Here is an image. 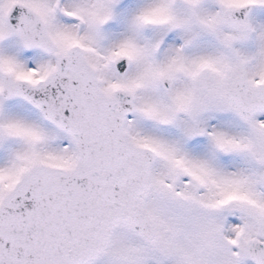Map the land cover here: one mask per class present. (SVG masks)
<instances>
[{
	"label": "snow or ice",
	"instance_id": "obj_1",
	"mask_svg": "<svg viewBox=\"0 0 264 264\" xmlns=\"http://www.w3.org/2000/svg\"><path fill=\"white\" fill-rule=\"evenodd\" d=\"M0 264H264V0H0Z\"/></svg>",
	"mask_w": 264,
	"mask_h": 264
}]
</instances>
